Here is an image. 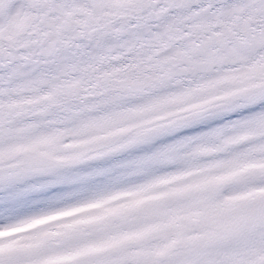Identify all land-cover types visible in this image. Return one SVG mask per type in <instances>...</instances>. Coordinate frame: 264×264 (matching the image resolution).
Masks as SVG:
<instances>
[{"label":"snow or ice","instance_id":"snow-or-ice-1","mask_svg":"<svg viewBox=\"0 0 264 264\" xmlns=\"http://www.w3.org/2000/svg\"><path fill=\"white\" fill-rule=\"evenodd\" d=\"M0 264H264V0H0Z\"/></svg>","mask_w":264,"mask_h":264}]
</instances>
